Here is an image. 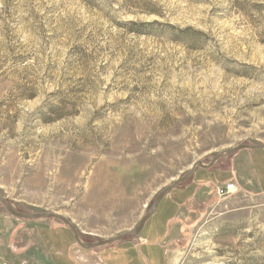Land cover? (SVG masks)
I'll return each instance as SVG.
<instances>
[{"label": "rangeland", "instance_id": "obj_1", "mask_svg": "<svg viewBox=\"0 0 264 264\" xmlns=\"http://www.w3.org/2000/svg\"><path fill=\"white\" fill-rule=\"evenodd\" d=\"M242 143H264V0H0L14 209L108 239ZM157 205L138 234L81 248L60 220L0 203V264H264V149L197 167Z\"/></svg>", "mask_w": 264, "mask_h": 264}, {"label": "water", "instance_id": "obj_2", "mask_svg": "<svg viewBox=\"0 0 264 264\" xmlns=\"http://www.w3.org/2000/svg\"><path fill=\"white\" fill-rule=\"evenodd\" d=\"M242 149H251V150H257V149H264V143H256V144H248V143H242L239 144L237 146L231 147V148H227V150H224L222 152H219L215 155L212 156V160L208 163L205 164L202 161L198 160L196 162H194L191 166L190 169L183 174V176H180L178 178H176L172 183H170L168 186L162 188L154 197L151 206L148 210V212L146 214H144V216H142L140 218V222L138 223V225L136 227H133L129 230H127L124 233L115 235V236H111V238L108 239H100V240H96V242H90V243H85L83 241H81L79 235H78V231L76 229V227L73 225V223L68 219L65 218L64 216H62L59 213L56 212H36V213H26V212H20L16 209H14L12 207V205L7 201V199H5L3 196L0 195V203L2 204L3 208L8 211V213H10L12 216L16 217V218H24V219H37V218H56L58 220H60L61 222H63L65 225H67L71 232H72V236L74 237L76 243L82 248H94L97 246H101V245H107V244H111V242L114 241H121L123 240V238L126 237V235H136L140 232V230L143 228L144 224L146 223L147 219L153 214L155 208L158 206L157 204L160 202V200L167 194L169 193V191H171L172 189L176 188L179 184H181L182 182H184V180H186L187 178H189L190 176H192V174L194 173L195 169L197 167H202V168H210L213 166V164L218 160V158H220L223 155H227V154H232L235 153L237 151H240Z\"/></svg>", "mask_w": 264, "mask_h": 264}, {"label": "built area", "instance_id": "obj_3", "mask_svg": "<svg viewBox=\"0 0 264 264\" xmlns=\"http://www.w3.org/2000/svg\"><path fill=\"white\" fill-rule=\"evenodd\" d=\"M215 194L219 198H224L231 194L232 192L237 191L236 185L232 182H228L227 184H217L215 187Z\"/></svg>", "mask_w": 264, "mask_h": 264}]
</instances>
